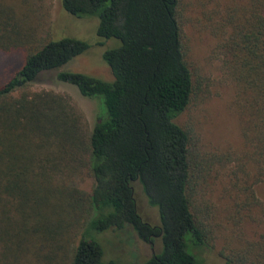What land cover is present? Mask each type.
Segmentation results:
<instances>
[{
	"label": "trees",
	"instance_id": "1",
	"mask_svg": "<svg viewBox=\"0 0 264 264\" xmlns=\"http://www.w3.org/2000/svg\"><path fill=\"white\" fill-rule=\"evenodd\" d=\"M209 3L59 0L71 17L96 18L99 39L117 40L100 55L106 82L61 69L87 45L52 38L47 0H0V52L19 55L0 84V264H117L99 236L125 227L156 247L140 264H198L185 239L212 250L220 223L199 191L218 175L227 220L253 231L215 255L264 264V201L253 190L264 184V0ZM187 20L213 40L209 57L232 90L237 150H205L191 125L177 123L197 90L182 41ZM46 72L97 101L90 128L68 95L29 88ZM137 195L157 208L158 223L140 216Z\"/></svg>",
	"mask_w": 264,
	"mask_h": 264
},
{
	"label": "rangeland",
	"instance_id": "2",
	"mask_svg": "<svg viewBox=\"0 0 264 264\" xmlns=\"http://www.w3.org/2000/svg\"><path fill=\"white\" fill-rule=\"evenodd\" d=\"M198 1L205 3V0ZM224 1L226 0H211V3L204 6V9H210L213 4H220ZM47 8L48 30L52 38L71 37L83 41L87 45V49L82 54L70 60L61 69L110 82L111 76L100 55L104 50L118 46L117 40L99 39L95 35L96 18L71 17L63 12L59 0H47ZM182 41L187 48L186 62L197 90L177 123L191 125L205 150L218 153L226 152L229 149L237 150L240 145L239 127L235 114L228 104L231 100L232 90L228 84L220 82L218 62L209 57V50L213 44L212 38L202 27L201 22L191 25L187 20L183 26ZM18 57L17 53L0 52V84L17 66ZM29 88L34 91L49 90L68 95L82 113L88 127H91L97 111V101L83 98L74 86L57 82L53 72L40 74L36 80L29 84ZM222 184V177L218 175L215 179L209 178V184L199 191L202 198L215 209L214 218L220 223V227L216 232L212 250L192 246L185 239V251L198 264H223L215 252L223 244L236 246V237L240 235L239 231L245 238H249L253 231L252 225L248 222L233 226L227 220V208L230 206V201L226 195H221ZM77 186L80 190L88 191L89 182L79 181ZM135 188L138 192L141 191L138 184L134 185V192ZM253 190L256 196L264 201V184L255 185ZM142 196L137 195V208L140 216L152 224L158 223L157 208L149 206L145 197ZM99 239L103 246L104 258H119L118 262L114 260L117 264H140V261L147 258L156 248L155 246L150 248L136 240L128 227L116 233L108 230L102 233ZM62 263L64 264V261Z\"/></svg>",
	"mask_w": 264,
	"mask_h": 264
}]
</instances>
